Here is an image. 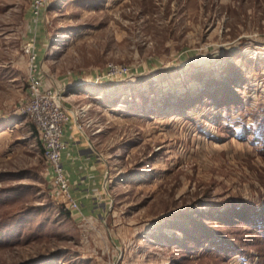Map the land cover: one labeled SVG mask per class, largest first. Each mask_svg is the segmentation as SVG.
Returning <instances> with one entry per match:
<instances>
[{
	"label": "rangeland",
	"instance_id": "1",
	"mask_svg": "<svg viewBox=\"0 0 264 264\" xmlns=\"http://www.w3.org/2000/svg\"><path fill=\"white\" fill-rule=\"evenodd\" d=\"M40 23L37 68L87 102L106 203L49 195L17 113L28 1L0 0V264H264V0H48ZM108 63L128 71L94 81Z\"/></svg>",
	"mask_w": 264,
	"mask_h": 264
},
{
	"label": "built area",
	"instance_id": "2",
	"mask_svg": "<svg viewBox=\"0 0 264 264\" xmlns=\"http://www.w3.org/2000/svg\"><path fill=\"white\" fill-rule=\"evenodd\" d=\"M28 14L34 21L42 22L48 0H27ZM33 38V37H32ZM34 39V38H33ZM30 39L24 46L27 57L26 92L24 99L17 106V113L29 120L35 127L41 146V155L45 164V175L49 195L63 207L78 216L81 215L77 201L70 194V184L62 168L60 153L65 144L61 140L64 125L71 114L62 106L61 90L52 88L39 74L36 63L34 40ZM128 68L123 64L108 63L104 69L96 72L94 81L124 77ZM82 109H79L74 120L77 123Z\"/></svg>",
	"mask_w": 264,
	"mask_h": 264
},
{
	"label": "crops",
	"instance_id": "3",
	"mask_svg": "<svg viewBox=\"0 0 264 264\" xmlns=\"http://www.w3.org/2000/svg\"><path fill=\"white\" fill-rule=\"evenodd\" d=\"M29 26L32 37L35 38L34 50L38 65L39 55L43 49V27L40 22L34 24L32 19ZM39 74L45 80L43 74ZM58 86L56 89H60ZM76 97H79L78 93H71L69 97L60 98L62 106L71 114L61 135L65 146L61 150L60 161L70 184V194L77 201L81 216L86 217L105 206V195L103 194L105 161L90 142L88 136L90 134H86L82 127L78 129L76 126L74 115L76 116L79 107L84 109L87 106V102H78L79 98Z\"/></svg>",
	"mask_w": 264,
	"mask_h": 264
},
{
	"label": "trees",
	"instance_id": "4",
	"mask_svg": "<svg viewBox=\"0 0 264 264\" xmlns=\"http://www.w3.org/2000/svg\"><path fill=\"white\" fill-rule=\"evenodd\" d=\"M227 81H231L232 82V79L230 78V76H227ZM231 85H233L232 83H230L229 85H227V83L225 82V84L223 85L224 87H220V86H216L214 87V90L213 89H210L209 86H207V90H205V95L206 96H209V97H215L214 95H221L223 93V91L226 89V88H230ZM216 91V92H215ZM227 91V90H225ZM224 95V94H223ZM217 104L221 105H226V103H231L233 104L234 101H235V98L234 97H229L228 95H224L223 97L221 96L220 100H215ZM264 137V136H263ZM262 142H264V138L262 139ZM256 211L258 212V214L260 215V218H261V221L264 223V207L263 208H257ZM235 213V212H234ZM236 217V216H235ZM261 227H263V224H260L259 226V229H261ZM228 247V246H227Z\"/></svg>",
	"mask_w": 264,
	"mask_h": 264
}]
</instances>
